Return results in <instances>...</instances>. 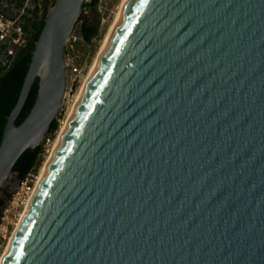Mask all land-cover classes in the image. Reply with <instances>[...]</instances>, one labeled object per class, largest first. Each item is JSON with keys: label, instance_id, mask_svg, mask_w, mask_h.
I'll use <instances>...</instances> for the list:
<instances>
[{"label": "water", "instance_id": "95a60500", "mask_svg": "<svg viewBox=\"0 0 264 264\" xmlns=\"http://www.w3.org/2000/svg\"><path fill=\"white\" fill-rule=\"evenodd\" d=\"M85 2L46 12L0 195L49 135ZM2 264H264V0L125 1Z\"/></svg>", "mask_w": 264, "mask_h": 264}, {"label": "rangeland", "instance_id": "374dc122", "mask_svg": "<svg viewBox=\"0 0 264 264\" xmlns=\"http://www.w3.org/2000/svg\"><path fill=\"white\" fill-rule=\"evenodd\" d=\"M51 1L52 0L43 1L42 5H44L48 10L51 7ZM88 1L89 0H86V2ZM122 1L123 0H97L95 6L83 7V12L79 17V19L81 18V20L76 23L74 30L72 31L71 36L65 47L66 73H67L66 89L64 93L63 102L56 115V121L58 123V127L52 135H49L51 137L50 138L51 143L49 144V146H46V149L44 150L41 156V162L37 170L39 171V173L44 165L47 155L49 154V150L51 146L53 145L57 135L59 134L64 123L67 120L69 111L80 91V88L86 76L90 72L95 62V59L119 11ZM6 2L13 3L14 1L0 0V3H3L2 5H4V3ZM35 3H36L35 0H28L25 6L31 9L35 5ZM9 6L11 7L13 5H9ZM82 21L86 22V25L88 27L94 29V34L88 40H85L82 36V31H81ZM20 23L23 24L24 22H20ZM16 184H17L16 174L13 173L8 178L3 189H8L9 191H12L13 188L16 186ZM12 228L13 225L12 227L10 226L9 233L11 231L13 232L14 228L13 230ZM11 234L8 235L11 236ZM10 236L8 238V242Z\"/></svg>", "mask_w": 264, "mask_h": 264}, {"label": "trees", "instance_id": "16d2710c", "mask_svg": "<svg viewBox=\"0 0 264 264\" xmlns=\"http://www.w3.org/2000/svg\"><path fill=\"white\" fill-rule=\"evenodd\" d=\"M18 7H20L24 0H17ZM36 3L30 12V17L25 18L22 28L26 32H30V37L27 41L26 46L19 50L13 60V62L8 67L0 66V139L2 130L6 121V117L13 108L17 101L18 94L28 68V64L31 57V51L33 49L34 42L36 41L41 27L43 25V20L47 12V8L42 5L43 1L46 0H35ZM55 0L51 1V6ZM97 0H89L84 3V7L95 6ZM81 18L78 20L80 21ZM82 36L85 40H88L93 34L94 29L88 27L86 22H81ZM3 48V46H1ZM38 87V81L35 80L30 88L28 96L22 106L20 113L18 114L15 124L18 125L29 113V110L34 102L36 92ZM58 123L56 118L50 125L49 134L52 135L57 129ZM44 152L43 146H36L33 149H26L16 160L13 165L12 171L16 174V180H22L26 174L32 169L37 168L41 162V156ZM3 196L9 198L10 193L6 190H2ZM0 196V216L2 212V206L4 205V198Z\"/></svg>", "mask_w": 264, "mask_h": 264}, {"label": "built area", "instance_id": "2783aa9c", "mask_svg": "<svg viewBox=\"0 0 264 264\" xmlns=\"http://www.w3.org/2000/svg\"><path fill=\"white\" fill-rule=\"evenodd\" d=\"M32 9L33 7L30 9L26 6L0 7V66L8 67L13 62L17 52L26 46L30 32L24 31L20 22H24L25 18L30 17L31 14L28 10ZM49 135L41 145L44 150L51 143ZM37 170L38 167L32 168L22 180L17 182L10 192L9 198L5 200L2 206L0 216V256L10 236L8 234L12 232L9 233L10 226L12 227L13 225L14 228L20 213L23 212L28 200L32 197L39 174Z\"/></svg>", "mask_w": 264, "mask_h": 264}, {"label": "bare ground", "instance_id": "6f19581e", "mask_svg": "<svg viewBox=\"0 0 264 264\" xmlns=\"http://www.w3.org/2000/svg\"><path fill=\"white\" fill-rule=\"evenodd\" d=\"M125 1H126V0H123V1H122L121 6H120V8H119V11H118V13H117V15H116V17H115V20H114V22H113V24H112V26H111V28H110L108 34H107V37L105 38V40H104V42H103V45H102V47H101V49H100V51H99V53H98V55H97V57H96V59H95V62H94V64H93V66H92L90 72H89L88 75L86 76V78H85V80H84V82H83V84H82V86H81V88H80V91H79V93H78V95H77V97H76V99H75V101H74V103H73V105H72L70 111H69V114H68V116H67V120H66V122L64 123V125H63L61 131H60L59 134L57 135V137H56V139H55L53 145L51 146V148H50V150H49V154L47 155V158H46V160H45V162H44V165H43V167H42V169H41V171H40V173H39V175H38V177H37V180H36V183H35V188H34V191H33V193H32V197H31V199H29L30 201L28 200V203L26 204V206H25L23 212H21V214L19 215L18 221L15 222V227H14V230H13L11 236H10L9 242L7 241L8 243H7V245L5 246V249L3 250V254H1V256H0V264L3 263V260H4L5 256L7 255V252H8V250H9V248H10L12 242H13L14 236H15V234H16V232H17L19 226H20V223H21V221H22V219H23V217H24V215H25V213H26V211H27V208H28V206H29V204H30V202H31V200H32V198H33V196H34V194H35V191H36V189H37V187H38V185H39V183H40V181H41V179H42V176H43V174H44V172H45V170H46V168H47V166H48V164H49V162H50V159H51V157H52V155H53V153H54V151H55V149H56V147H57V144H58V142H59V140H60V138H61V136H62V134H63V132H64V130H65V128H66V126H67V124H68V122H69V120H70V118H71V116H72V114H73V112H74V110H75V108H76V106H77V103H78V101H79V99H80V97H81V95H82V93H83V91H84V89H85V87H86V85H87V83H88V81H89V79H90V77H91V75H92V73H93L95 67H96V64H97V62H98V60H99V58H100V56H101V54H102V52H103V50H104V48H105V46H106V44H107L109 38H110V36H111V34H112V32H113L115 26H116V23H117V21H118V19H119V17H120V14H121V12H122V9H123V7H124Z\"/></svg>", "mask_w": 264, "mask_h": 264}, {"label": "flooded vegetation", "instance_id": "af4514ba", "mask_svg": "<svg viewBox=\"0 0 264 264\" xmlns=\"http://www.w3.org/2000/svg\"><path fill=\"white\" fill-rule=\"evenodd\" d=\"M9 1H11V0H9ZM12 1H14L13 3L11 2V3H4V5H2L3 3H0V7H2V6H7V7H9V5H13V6H18V1L17 0H12ZM28 0H24L23 1V3H22V5L20 6V7H25V5H26V2H27ZM33 8H34V6H33ZM4 190H6V191H8V192H10L8 189H4ZM0 196H3V193H2V195H0Z\"/></svg>", "mask_w": 264, "mask_h": 264}]
</instances>
